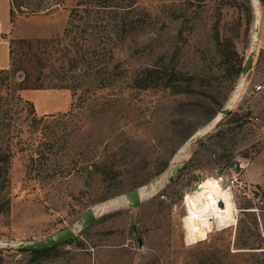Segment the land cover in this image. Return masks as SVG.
Here are the masks:
<instances>
[{
  "label": "rangeland",
  "instance_id": "1",
  "mask_svg": "<svg viewBox=\"0 0 264 264\" xmlns=\"http://www.w3.org/2000/svg\"><path fill=\"white\" fill-rule=\"evenodd\" d=\"M77 1L15 0L21 4L10 20V0H0V68L11 69L12 45L15 64L18 58L26 62L31 81L40 74L44 88L19 91L33 102L37 116L72 108L62 118L68 123L67 153L57 148L46 153L45 169L38 175L28 168V149L19 147V138L30 132L25 125L29 104L15 113L21 132L7 133L0 125V146L11 152L8 179L0 176V264H264V181L254 182L264 180V0H102L112 5L85 23L74 20L78 27L89 24L86 33L73 25L64 35ZM131 2L125 11L117 7L122 14L112 12L115 5ZM256 9L258 40L234 104L212 128L185 145L235 94L237 68L250 47ZM121 18L130 24L124 37L116 31ZM21 38L40 39L34 41V56ZM92 45L101 51L93 62L109 65V70L113 62L119 65L114 72L100 73V81H112L110 85L95 86L86 101L76 102L78 93L55 87L64 76L59 65L67 64L70 54L83 68L82 48ZM145 66L182 71V90L162 82L135 86L133 78ZM19 67L5 81L0 73V95L6 83L23 77ZM189 75L193 78L188 81ZM258 83L262 89L256 91ZM54 129L57 137L63 136V129ZM99 159L114 169L105 175L82 169L87 160ZM174 159L179 169L171 181L142 196L136 206L126 203L124 191L166 180ZM233 174L246 183L239 191L232 188L233 208L204 220L193 217L192 209L191 237L184 195L201 183L228 189ZM117 196L118 205L98 210L82 228L75 225L89 207ZM213 217L219 218L209 227L214 219L204 221ZM68 225L76 234L47 252L7 246L42 240Z\"/></svg>",
  "mask_w": 264,
  "mask_h": 264
},
{
  "label": "trees",
  "instance_id": "2",
  "mask_svg": "<svg viewBox=\"0 0 264 264\" xmlns=\"http://www.w3.org/2000/svg\"><path fill=\"white\" fill-rule=\"evenodd\" d=\"M133 2L127 4L126 7L132 5ZM21 3H16L15 0H10V7H9V16L10 20L14 15V8L16 5H20ZM112 4H107L102 0H78L75 5L71 6L69 11V19H68V26L65 27L63 34L67 35L69 31H71L72 26L75 27L74 20L82 19L83 23H85L86 19L91 18L96 12H100V9H107ZM118 8H122L124 11L129 8L124 7V5H115V10L112 12L116 14H122L123 11H118ZM103 19V18H102ZM83 23L78 27L79 30L82 32H87L89 29V24ZM118 33L120 37H124L127 32L129 31L130 24L128 20L122 18L118 21ZM20 42L25 43L26 48L31 55L34 56L35 50H33V46H35L34 41H40V39H19ZM8 52L11 57L10 61V70H2L0 68L1 73V81H5L9 79L10 73L12 70L14 71L15 68L19 67L23 69V77L16 82L15 84H5L6 90L5 93L0 95V104L3 106L0 110V125L2 129H6L7 133L16 130L17 132L22 131L21 123L18 121L15 116V113L18 110H22L25 108L26 104H29V108L26 109L29 112V117L25 125L29 128L30 132L26 137L19 138L20 141V149H28V168L34 170V174L38 175L42 170L45 169L44 158H47V154H51L52 151L55 149H60L64 153H67L65 150L66 148V136L65 131L68 128V123L62 118L64 116L69 115L72 112V108L67 110L58 112V113H43L39 116L35 113L34 104L31 100H27L22 98L19 91L26 88H44L42 82L40 81V74H38L34 80L31 81L30 79V72L26 65V62L22 59L18 60V66L15 64V60L12 56L13 53V46L9 45ZM101 48V46H100ZM67 51V50H66ZM69 54V52H68ZM82 55L85 56L86 63L83 65V68L77 65V59L73 56H67L68 63L65 65H59V67L63 70V78L60 82L55 84V87H66L68 88L73 95H76V102H84L89 97L90 94L94 92L95 86L103 87L106 85H110L112 81L104 82L103 80L100 81V73H111V70L114 72V68L118 67V62L112 63V68L109 70V65L100 64V62H93L95 61L96 55H101V51H99V47L97 46H88L87 48H82ZM28 57V56H27ZM88 57V59H87ZM97 57V56H96ZM94 59V60H91ZM10 60V59H9ZM100 61V60H98ZM242 64L239 65L237 68V74H239L241 70ZM34 68V66H33ZM103 70V71H101ZM122 75V74H121ZM184 73L180 70L171 69L168 73H166L164 67H157V66H145L141 68L138 74H136L133 78L135 86L139 88H148L151 86H158L159 83L162 82V86H172L174 87L175 91H181L179 87H183L180 81V77L183 76ZM109 78V76H107ZM183 78V77H182ZM193 78L192 75L186 77L189 81ZM64 79V80H63ZM110 80V79H107ZM179 84V85H177ZM184 85H189V82H186ZM79 89V92H77ZM74 102H72L73 105ZM52 124V125H51ZM55 127H60L63 129V136H56L55 134ZM39 129L41 130L39 133ZM68 134V132H67ZM11 136L8 135V139ZM11 152L9 150H3L0 146V176L4 173L5 178H7L8 168H9V157ZM50 158V157H49ZM84 171L88 172V174L97 172L99 175H105L109 171H111L113 166L111 163L105 162L103 160H87V162L83 165L82 168ZM54 247V246H52ZM41 248V249H31L30 251L33 252H47L50 248Z\"/></svg>",
  "mask_w": 264,
  "mask_h": 264
},
{
  "label": "water",
  "instance_id": "3",
  "mask_svg": "<svg viewBox=\"0 0 264 264\" xmlns=\"http://www.w3.org/2000/svg\"><path fill=\"white\" fill-rule=\"evenodd\" d=\"M253 3L256 5V2L253 1ZM255 12H256L257 17L255 16V22H254V24H253L254 26L252 28V30L254 32V37L250 40L251 42H250L249 50L246 54V57H245V60L242 64V66H241L240 79H239L238 84L235 87V93H238L240 91V88L242 86L241 83L244 82L245 76L251 67L252 59L254 56V52H255V48H256V44H257V40H258L260 13L257 9ZM232 97H235V94H233ZM230 108L231 107L229 105H227V104L224 105L219 110V117L221 118L223 115H225L229 111ZM214 117H213V119H214ZM220 118H218V119H220ZM215 121H217V120H215ZM202 134H203L202 131H200L199 129H196L186 139L187 142L186 141L185 142L190 144L194 140L198 139ZM178 152H182V148L179 149ZM172 162L175 164V167L167 175L166 180L163 182L164 184L166 182L171 181L173 176L175 175L176 171L179 169V166L177 163L178 160L174 159ZM150 184H155V181L150 182L149 184L145 185V187H148ZM142 187L143 186H137V187H134L132 189L126 190L122 193V197H124V199L126 200V203L128 205L136 206L141 202L142 196H141L140 188H142ZM116 198H119V196H117ZM112 199H115V198H111L108 200H112ZM98 205H100V203ZM219 205L222 206V201H219ZM96 212H97V209L95 206L89 207L84 213H82L79 216V218L75 222V225L78 228H82V227L86 226L87 224H89L90 222H92L96 218ZM75 234H76L75 228L68 225V226H65V227L57 230L56 232L50 234L49 236L44 237L42 240H22V241L14 242L12 244L9 243V244H7V246L16 247V248H23V249L49 248V247L55 246L61 242H64V241L68 240L69 238H72ZM137 240H138V243L140 244V239L137 238Z\"/></svg>",
  "mask_w": 264,
  "mask_h": 264
},
{
  "label": "bare ground",
  "instance_id": "4",
  "mask_svg": "<svg viewBox=\"0 0 264 264\" xmlns=\"http://www.w3.org/2000/svg\"><path fill=\"white\" fill-rule=\"evenodd\" d=\"M253 37H254V32H253ZM241 84L243 85V83H241ZM241 88H242V86H241ZM241 88H240V90H241ZM238 93H235V97H232L230 99V101L227 103V105H229L231 107L234 104V102L238 96ZM218 118H220L219 113L214 117V119L211 121L210 124H208L207 126L201 128L199 130L202 131L203 133L205 131L209 130L219 121ZM215 120H217V121H215ZM187 144L188 143H185V145H187ZM164 181L165 180L159 179V180L155 181V184H150L148 187L140 188L141 196H144L146 194L149 195L152 192L155 193L156 191H158L159 188H161L164 185V183H163ZM221 188H219L216 184H205V185H203V183H201L197 186V188L193 191L192 194H187L185 196V198H184L185 204L184 205L186 208V218H187V222L189 224V229H190V223H191V215L190 214H191L192 209H194L193 210V217L195 215L198 220H204L207 218H211L218 211L222 214L225 211V209L229 210V209L233 208V202H232V199H233L232 193L233 192L231 193V191H232L231 187H229L228 189L223 188V187H221ZM196 193H198L197 196H196ZM195 196H196V199H198V201L195 199ZM119 200H120V198L110 200V201L100 205L96 209H97V211L98 210L101 211V210H105L109 205H114V204L118 205V203L121 202V200L120 201ZM219 201H222V206L219 205ZM197 206H200V207H197ZM215 218H219V217H213L212 219H210L208 221H204V222H209V221L214 219L212 222H210L208 224V226L210 227V226L216 224L217 221L215 220ZM183 220L184 219H182V226L185 229ZM196 222H198V221L196 220ZM199 223H203V222H199ZM191 227H192V225H191ZM215 230H218V229H215ZM197 232H199V231H197ZM189 235L192 237L191 229L189 230Z\"/></svg>",
  "mask_w": 264,
  "mask_h": 264
},
{
  "label": "built area",
  "instance_id": "5",
  "mask_svg": "<svg viewBox=\"0 0 264 264\" xmlns=\"http://www.w3.org/2000/svg\"><path fill=\"white\" fill-rule=\"evenodd\" d=\"M253 87L256 91H259L262 89V84L261 83L254 84ZM255 119L257 120V117H255ZM227 180H228L227 184L229 187H231V189L235 188L236 190L239 191L240 189H243L246 186L245 181L241 177H239L238 174L231 175ZM184 197H185V195H184ZM184 197H183V206L185 204Z\"/></svg>",
  "mask_w": 264,
  "mask_h": 264
},
{
  "label": "crops",
  "instance_id": "6",
  "mask_svg": "<svg viewBox=\"0 0 264 264\" xmlns=\"http://www.w3.org/2000/svg\"><path fill=\"white\" fill-rule=\"evenodd\" d=\"M8 2H9V0H8ZM9 4V3H8ZM26 89H22V90H20V92L22 93V92H24ZM30 92H36V90H31ZM29 93V92H28ZM263 179H262V177H261V179L260 180H258V181H254V182H256V183H258V184H260V185H263Z\"/></svg>",
  "mask_w": 264,
  "mask_h": 264
}]
</instances>
